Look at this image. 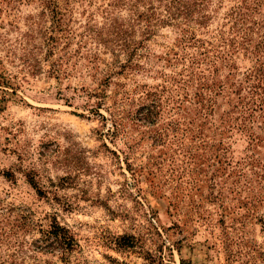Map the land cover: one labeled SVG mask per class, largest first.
Instances as JSON below:
<instances>
[{"label": "rangeland", "instance_id": "obj_1", "mask_svg": "<svg viewBox=\"0 0 264 264\" xmlns=\"http://www.w3.org/2000/svg\"><path fill=\"white\" fill-rule=\"evenodd\" d=\"M0 264H264V0H0Z\"/></svg>", "mask_w": 264, "mask_h": 264}, {"label": "trees", "instance_id": "obj_2", "mask_svg": "<svg viewBox=\"0 0 264 264\" xmlns=\"http://www.w3.org/2000/svg\"><path fill=\"white\" fill-rule=\"evenodd\" d=\"M177 1H173L171 3L169 2H166V5H164V7L166 8V11L167 13L169 14L168 18H173L174 19V16H175V13L176 15L180 16V15H186V16H190L191 13H190V8L187 7V6H183L182 5V2H178L177 4ZM186 13V14H185ZM142 16H145V17H150L146 14L142 15ZM152 17L154 20L157 21L156 17H155V14H152ZM162 22H165L164 20H162ZM32 185L38 189V186L36 185L35 182H31ZM39 191V190H38ZM46 235V239L48 240L47 242H50L54 245L55 242H57L59 244H62L64 245L63 247L66 249H71L72 247H74L75 245V240L73 239V237L69 234L68 230L61 227L60 225L58 224H53L52 227H51V230L48 231ZM59 240V242H58Z\"/></svg>", "mask_w": 264, "mask_h": 264}]
</instances>
